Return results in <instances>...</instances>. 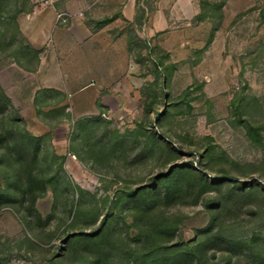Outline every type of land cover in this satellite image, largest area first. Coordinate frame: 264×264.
I'll return each instance as SVG.
<instances>
[{"label":"rangeland","instance_id":"obj_1","mask_svg":"<svg viewBox=\"0 0 264 264\" xmlns=\"http://www.w3.org/2000/svg\"><path fill=\"white\" fill-rule=\"evenodd\" d=\"M128 1L37 73L34 0H0V264H257L264 0Z\"/></svg>","mask_w":264,"mask_h":264},{"label":"crops","instance_id":"obj_2","mask_svg":"<svg viewBox=\"0 0 264 264\" xmlns=\"http://www.w3.org/2000/svg\"><path fill=\"white\" fill-rule=\"evenodd\" d=\"M135 10L136 2L128 0H54L48 7L35 6L19 24L24 32L28 26L29 43L38 50V73L47 64L59 67L61 62H68L65 50L79 48L80 52L91 40L106 39V33L117 27L121 19L132 22ZM59 14H65V21L58 18ZM113 16L114 20H105ZM102 21L105 22L97 26ZM76 84L85 86L82 82Z\"/></svg>","mask_w":264,"mask_h":264},{"label":"trees","instance_id":"obj_3","mask_svg":"<svg viewBox=\"0 0 264 264\" xmlns=\"http://www.w3.org/2000/svg\"><path fill=\"white\" fill-rule=\"evenodd\" d=\"M170 179V178H169ZM168 179V180H169ZM34 180V179H33ZM28 181V190H32L33 188H35V181ZM0 197L1 198H5L7 199L9 196L6 193L5 190H0ZM36 198L31 199V203L33 204L35 202ZM77 235L79 234H72L70 236V239H74L75 237H77ZM81 235V234H80ZM79 237V236H78ZM83 237V236H82ZM84 237H88L87 234L84 235ZM142 262H138V259H134L133 261L130 262V264H157L154 261H148L146 259H142ZM196 260L191 257V256H181L176 254L174 257L170 258L167 262V264H200L199 261H196V263H194ZM257 264H264V257L259 258L258 263Z\"/></svg>","mask_w":264,"mask_h":264},{"label":"built area","instance_id":"obj_4","mask_svg":"<svg viewBox=\"0 0 264 264\" xmlns=\"http://www.w3.org/2000/svg\"><path fill=\"white\" fill-rule=\"evenodd\" d=\"M53 2L54 0H34L36 7H48L51 6ZM64 15L65 14H59L58 18H61V20L65 21Z\"/></svg>","mask_w":264,"mask_h":264}]
</instances>
